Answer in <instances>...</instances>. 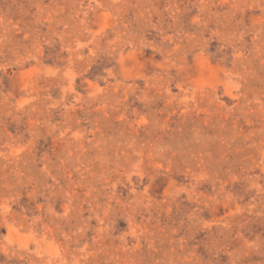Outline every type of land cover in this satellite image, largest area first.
<instances>
[{"label": "rangeland", "instance_id": "374dc122", "mask_svg": "<svg viewBox=\"0 0 264 264\" xmlns=\"http://www.w3.org/2000/svg\"><path fill=\"white\" fill-rule=\"evenodd\" d=\"M0 264H264V0H0Z\"/></svg>", "mask_w": 264, "mask_h": 264}]
</instances>
